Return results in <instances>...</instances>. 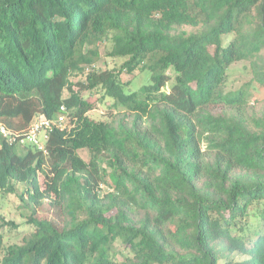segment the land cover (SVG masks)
<instances>
[{"label": "trees", "instance_id": "1", "mask_svg": "<svg viewBox=\"0 0 264 264\" xmlns=\"http://www.w3.org/2000/svg\"><path fill=\"white\" fill-rule=\"evenodd\" d=\"M109 38L126 60L95 71ZM237 62L252 78L227 91ZM137 69L153 92H124ZM59 115L46 152L0 135V191L30 211L0 217V264H264V0H0V125Z\"/></svg>", "mask_w": 264, "mask_h": 264}, {"label": "rangeland", "instance_id": "2", "mask_svg": "<svg viewBox=\"0 0 264 264\" xmlns=\"http://www.w3.org/2000/svg\"><path fill=\"white\" fill-rule=\"evenodd\" d=\"M99 56L96 65L94 66L95 71H118L126 59H119L109 55L112 49L111 39H107L104 43L100 45ZM94 70H86L85 75L81 77L73 78L74 82L84 81L87 74ZM251 69L249 64L246 62H237L233 64L227 72V91L239 89L241 86L246 84L251 78ZM151 72L148 70L142 71L137 69L133 74H129L127 71H123L119 79L124 85V92L126 94L133 92H142L144 95L153 92L151 87L152 79ZM170 84H168L164 91L170 90ZM68 95V93H66ZM93 104V110L88 113V117L95 122H107L113 113H116L118 105L112 98L106 96L105 90L101 88H96L90 93L88 92L85 96ZM65 124V123H64ZM68 126V124H67ZM39 142L41 144L46 143V132H42L39 136ZM1 146V144H0ZM32 144L24 141L16 144L15 152L23 156L26 154L27 149L31 148ZM80 155L84 159H88V154L86 151L81 150ZM51 176V171H46V173H39V187L41 193L48 198V180ZM25 186L18 185L17 192L13 194H2L0 191V217L5 221H14L15 223H22L27 220V216L30 215V211L24 207V201H21L20 196L24 192ZM103 191H107L106 188ZM14 241L20 242V239H15ZM14 241L8 244L14 243Z\"/></svg>", "mask_w": 264, "mask_h": 264}, {"label": "built area", "instance_id": "3", "mask_svg": "<svg viewBox=\"0 0 264 264\" xmlns=\"http://www.w3.org/2000/svg\"><path fill=\"white\" fill-rule=\"evenodd\" d=\"M89 70V69H87ZM64 109V108H63ZM65 123V124H64ZM66 116L59 115L55 119H47L44 116H39L35 119L34 123L31 126V129L24 138H19L17 135H14L12 132L7 130L4 126L0 125V135L6 137L10 143L13 142H24L27 141L31 143L38 150L45 151V145L39 142V136L42 132H48L53 127H58L60 129L66 128ZM48 136L46 135V139Z\"/></svg>", "mask_w": 264, "mask_h": 264}, {"label": "clouds", "instance_id": "4", "mask_svg": "<svg viewBox=\"0 0 264 264\" xmlns=\"http://www.w3.org/2000/svg\"><path fill=\"white\" fill-rule=\"evenodd\" d=\"M39 117V116H38ZM35 121V120H34ZM34 123V122H33ZM32 123V124H33ZM32 126V125H31ZM31 129V128H30ZM50 131V130H49ZM48 131V132H49ZM29 132V131H28ZM45 132V131H44ZM48 132H46V135L49 137V134H48ZM27 135V134H26ZM6 138V137H5ZM20 138V137H19ZM24 138V137H23ZM22 139V138H21ZM47 140H48V138L46 139V143H47ZM8 142H9V140H8ZM13 143H15V144H18V143H20L19 141L18 142H13ZM46 143L45 144H43V145H45V148H46ZM32 148H35L33 145H32ZM35 149H37V148H35ZM44 152H46V151H44Z\"/></svg>", "mask_w": 264, "mask_h": 264}]
</instances>
